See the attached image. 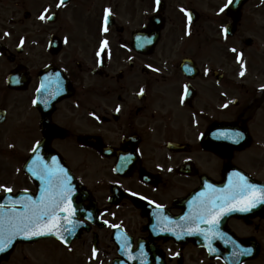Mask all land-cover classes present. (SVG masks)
<instances>
[{"label": "flooded vegetation", "instance_id": "obj_1", "mask_svg": "<svg viewBox=\"0 0 264 264\" xmlns=\"http://www.w3.org/2000/svg\"><path fill=\"white\" fill-rule=\"evenodd\" d=\"M0 59V203L55 159L75 208L1 264H264V208L192 219L264 188V0H0Z\"/></svg>", "mask_w": 264, "mask_h": 264}, {"label": "snow or ice", "instance_id": "obj_2", "mask_svg": "<svg viewBox=\"0 0 264 264\" xmlns=\"http://www.w3.org/2000/svg\"><path fill=\"white\" fill-rule=\"evenodd\" d=\"M228 2L231 4L232 0H228ZM40 18L44 19L43 16ZM233 51L235 50L233 49ZM39 147L40 145L37 144L33 151H37ZM30 171L43 182V191L38 201L29 197L21 202H13L10 209L6 210L4 207H0V252L5 251L13 239L22 233L30 234L25 238H31V236L49 234L60 235L64 231L71 234L73 231V229L64 227L60 217V214L64 213V221L74 226V221L69 218L75 216V208L71 204L72 189L68 173L59 167L55 159L51 166L40 162L39 167L30 169ZM209 188L211 189V186ZM3 191L11 193L13 190L4 188ZM16 203L21 204L22 210L15 208ZM258 204H264V188L250 184L246 177L237 174L235 180H230L228 189L222 192L211 189V194L200 201L192 219L200 223H207L215 228L220 219L229 212H248ZM225 209L227 210L225 211ZM61 239L64 238L61 236ZM250 252V249H241L238 255H248Z\"/></svg>", "mask_w": 264, "mask_h": 264}, {"label": "rangeland", "instance_id": "obj_3", "mask_svg": "<svg viewBox=\"0 0 264 264\" xmlns=\"http://www.w3.org/2000/svg\"><path fill=\"white\" fill-rule=\"evenodd\" d=\"M4 65L3 61L0 59V68ZM256 125H262L263 124V115L262 116H258L256 118Z\"/></svg>", "mask_w": 264, "mask_h": 264}, {"label": "water", "instance_id": "obj_4", "mask_svg": "<svg viewBox=\"0 0 264 264\" xmlns=\"http://www.w3.org/2000/svg\"><path fill=\"white\" fill-rule=\"evenodd\" d=\"M263 206H264V204L261 205V207H263ZM14 245H15V244H14ZM12 248H13V246H12L10 249L12 250ZM10 249H9V250H10ZM11 250H10V251H11ZM10 251H8V252L2 254V255H1V258L8 256V254H9Z\"/></svg>", "mask_w": 264, "mask_h": 264}]
</instances>
